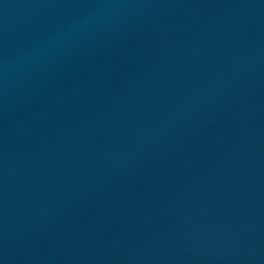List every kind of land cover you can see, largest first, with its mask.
<instances>
[{
    "label": "water",
    "instance_id": "water-1",
    "mask_svg": "<svg viewBox=\"0 0 264 264\" xmlns=\"http://www.w3.org/2000/svg\"><path fill=\"white\" fill-rule=\"evenodd\" d=\"M0 264H264V0H0Z\"/></svg>",
    "mask_w": 264,
    "mask_h": 264
}]
</instances>
